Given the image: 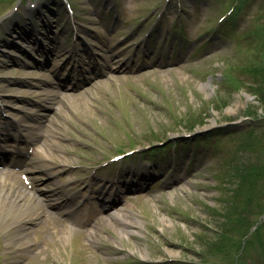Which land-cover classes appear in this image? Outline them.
<instances>
[{
    "label": "rangeland",
    "instance_id": "obj_1",
    "mask_svg": "<svg viewBox=\"0 0 264 264\" xmlns=\"http://www.w3.org/2000/svg\"><path fill=\"white\" fill-rule=\"evenodd\" d=\"M23 1L0 0V169L58 221L27 245L0 204V264H264V0Z\"/></svg>",
    "mask_w": 264,
    "mask_h": 264
},
{
    "label": "bare ground",
    "instance_id": "obj_2",
    "mask_svg": "<svg viewBox=\"0 0 264 264\" xmlns=\"http://www.w3.org/2000/svg\"><path fill=\"white\" fill-rule=\"evenodd\" d=\"M112 52V51H111ZM123 56V50L119 49L117 53H113L111 56H107V60L111 61V65L116 61V58H122ZM65 77V76H64ZM61 81L65 82L68 80V76L66 75V78L60 79ZM47 86H51V83H44ZM69 97V96H68ZM61 96L59 93L50 91V92H43L39 94L40 103L42 106V109L46 111V109H54L57 111L59 109L58 99L61 100ZM45 114H42L43 116ZM54 136V133L51 134V137ZM25 141V140H24ZM27 141V140H26ZM53 145V142H46V147L49 148L50 145ZM48 159V155L45 153L42 155V159H29L28 163H30L31 167L29 169L30 172L38 171L40 168L42 171L45 170V166H42V162L44 160ZM34 181V180H33ZM34 183V182H33ZM0 204H2L3 208L7 205H10L13 207L14 210L18 214H22L24 217L21 219L20 223L24 224V229L22 231L21 236L22 238L26 239V244L31 245L30 243V235L26 232L29 231V229L34 228V225L39 223L40 219H44L47 221H53L57 222L58 219L47 210L46 205H42V203L39 202V198L37 195L29 189V187L26 186L25 181H22L20 177L16 175L15 172H12L9 168L5 167L4 169H0ZM57 191V190H55ZM119 204V203H118ZM114 204V206L118 205ZM120 206V205H119ZM126 210L125 208H123ZM111 215H114L116 218H118L123 225L127 227V223L124 218L131 217L132 215H128L127 213H123L120 211V213L116 212ZM17 222L10 220L7 215L0 214V233L3 231L11 228L13 225H15ZM92 238H94L92 236ZM32 246L28 247L31 248Z\"/></svg>",
    "mask_w": 264,
    "mask_h": 264
},
{
    "label": "trees",
    "instance_id": "obj_3",
    "mask_svg": "<svg viewBox=\"0 0 264 264\" xmlns=\"http://www.w3.org/2000/svg\"><path fill=\"white\" fill-rule=\"evenodd\" d=\"M256 74H262L261 73V71H257L256 72ZM262 78H264V75H263V77ZM256 96H258V100H259V102H261V106L263 107V109H264V89H260V87L259 88H257L256 89V91H255V93H254ZM243 176H245L244 174H242ZM234 176H235V174H234ZM241 188V187H240ZM242 189V188H241ZM231 190V189H230ZM226 193V195H228L229 196V193H230V191H228V192H225ZM231 198V197H230ZM232 199V198H231ZM239 199V198H238ZM237 201H234L233 199H232V201L231 200H227L226 201V203L228 204V206L229 205H233V203H236Z\"/></svg>",
    "mask_w": 264,
    "mask_h": 264
}]
</instances>
